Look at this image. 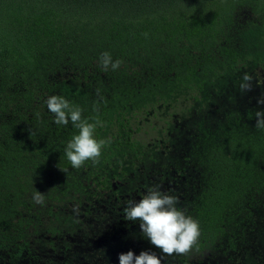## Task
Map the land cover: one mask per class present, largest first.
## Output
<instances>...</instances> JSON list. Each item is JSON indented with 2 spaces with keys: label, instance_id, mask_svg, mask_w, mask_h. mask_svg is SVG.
Masks as SVG:
<instances>
[{
  "label": "trees",
  "instance_id": "16d2710c",
  "mask_svg": "<svg viewBox=\"0 0 264 264\" xmlns=\"http://www.w3.org/2000/svg\"><path fill=\"white\" fill-rule=\"evenodd\" d=\"M105 51L116 71L102 70ZM245 72L253 84L264 73V0H0V264H33L99 205L150 188L156 168L185 175L168 194L199 223L180 261L245 243L264 215ZM50 95L98 115L95 137L111 140L98 164L71 167L77 130L54 123Z\"/></svg>",
  "mask_w": 264,
  "mask_h": 264
},
{
  "label": "clouds",
  "instance_id": "9594fccd",
  "mask_svg": "<svg viewBox=\"0 0 264 264\" xmlns=\"http://www.w3.org/2000/svg\"><path fill=\"white\" fill-rule=\"evenodd\" d=\"M147 35V34H145ZM123 62L113 61L107 51L99 56L102 70L116 71ZM254 77L245 72L241 77L239 88L248 93L253 90ZM98 101L93 102V111L99 112V104L104 97L97 90ZM47 110L54 115V123L67 126L69 123L77 130L66 142L64 154L74 169L82 167L86 161L93 165L100 162L102 149L111 143L109 139H97L95 128L101 124L98 115L91 118L82 116V109L66 100L63 96L50 95L44 100ZM257 104H264V96L257 99ZM255 128L264 130V110L255 112ZM64 172L67 169L62 170ZM32 199L35 204L43 206L45 195L34 191ZM179 200L176 196L162 192L158 186L147 189L146 193L137 200H128L123 208L124 219L139 222L142 235L160 250V256L155 252L141 251L135 255L132 251L119 254V264H162V256L173 254L185 255L197 243L200 227L197 220L186 215L185 211L177 207ZM78 211V209H74Z\"/></svg>",
  "mask_w": 264,
  "mask_h": 264
},
{
  "label": "rangeland",
  "instance_id": "374dc122",
  "mask_svg": "<svg viewBox=\"0 0 264 264\" xmlns=\"http://www.w3.org/2000/svg\"><path fill=\"white\" fill-rule=\"evenodd\" d=\"M248 17L246 10L237 13L238 20ZM259 83L253 84V90L242 99L256 110L264 108L257 104V99L264 96V73H260ZM257 79V78H256ZM145 129H147L145 127ZM150 132V131H149ZM143 134V131L140 132ZM145 136V135H143ZM172 171V169H170ZM156 168V177L152 178L153 186H158L162 192L170 193L181 188L185 175L176 180L160 175ZM166 172V171H164ZM151 179V178H150ZM147 189L139 194L122 196L110 200L106 205H99L87 215L84 222L85 230L77 231L66 237L54 250L45 249L33 264H119V254L132 251L139 255L141 251L155 252L160 250L145 238L139 228V222L124 219L123 208L128 200H139ZM264 214V213H263ZM256 219V225L245 243L236 249H212L180 261L178 254L162 256V264H264V215Z\"/></svg>",
  "mask_w": 264,
  "mask_h": 264
}]
</instances>
